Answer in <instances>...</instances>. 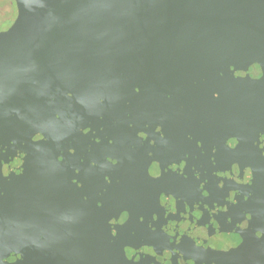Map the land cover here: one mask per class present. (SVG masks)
<instances>
[{"label":"water","instance_id":"water-1","mask_svg":"<svg viewBox=\"0 0 264 264\" xmlns=\"http://www.w3.org/2000/svg\"><path fill=\"white\" fill-rule=\"evenodd\" d=\"M15 2L0 264H264V0Z\"/></svg>","mask_w":264,"mask_h":264},{"label":"flooded vegetation","instance_id":"flooded-vegetation-1","mask_svg":"<svg viewBox=\"0 0 264 264\" xmlns=\"http://www.w3.org/2000/svg\"><path fill=\"white\" fill-rule=\"evenodd\" d=\"M18 14L15 0H0V32L7 30Z\"/></svg>","mask_w":264,"mask_h":264}]
</instances>
